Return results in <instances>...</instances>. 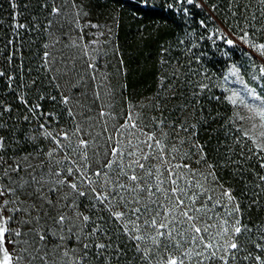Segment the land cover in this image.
Masks as SVG:
<instances>
[{"label":"trees","instance_id":"16d2710c","mask_svg":"<svg viewBox=\"0 0 264 264\" xmlns=\"http://www.w3.org/2000/svg\"><path fill=\"white\" fill-rule=\"evenodd\" d=\"M75 3L79 16L66 0H0V137L4 139V147L0 149V176H3L0 184L14 187L30 182L32 174L52 179L48 176L53 167L51 161H64L56 166L59 170L71 164L66 156L82 167L84 162L79 160L82 153H73L67 147L57 149L51 158L47 156L56 145L45 138L40 125L44 124L53 135L67 131L73 148L81 138L89 142L87 174L95 182L96 193H109L110 198L101 203L87 184L76 181L81 191L88 192L86 197L78 198V211L89 216L91 222L83 233H66L62 242L50 236L49 248L66 245L73 264L81 256L84 259L79 264H157L169 254L183 258L185 264H225L221 256L226 264H261L264 151L246 130L244 104L239 103V95L233 94L247 87L264 96V75L260 72L264 62L251 51L255 49L261 54L252 45L264 44V4L259 0H195L193 4L184 0H147V4L145 0H75ZM53 8H59L60 12L54 13ZM245 33L247 42L241 39ZM226 39L233 40V44H227ZM63 96L70 97L68 105L63 103ZM229 97L238 102L232 104ZM69 109L73 116L69 115ZM101 111L107 115L101 116ZM77 125L81 131L73 135ZM148 134H155L161 141L162 153L159 148L150 149L143 143ZM57 138L67 145L68 141ZM117 144L125 153L122 157L110 153V148ZM129 152L136 155L129 156ZM144 155L149 158L143 159ZM137 159L144 164L143 169L135 164L128 167ZM108 160L117 163L104 169L102 165ZM17 164L20 170L11 171ZM121 167L128 176L135 174L141 178L137 183L143 186V191L112 187L117 184L135 187L120 173ZM5 169H9L7 175ZM96 170L107 172V177L92 175ZM106 179L111 184H105ZM197 184L202 188L196 187ZM35 187L29 183L23 190L17 188L16 196L25 202L19 206L36 204L37 210L30 209L32 216H43L46 211L55 215L35 195L24 194L33 192ZM173 187L187 193L177 194L185 205L176 207V197L169 191ZM226 190L234 197L231 203L221 195ZM66 193H71V189L65 186L48 196L63 207L72 202L71 197L67 201L59 199ZM193 193L198 196L194 205L188 199ZM14 198L6 193L0 200ZM236 205L239 212L234 211ZM16 206L9 203L7 208ZM145 206L150 211L144 212ZM185 206L192 209L189 215L200 217L193 223L208 227V232L201 233L203 241L192 239L196 233L181 214ZM133 207L141 208L139 220L130 212ZM196 208L203 210L196 212ZM64 211L73 215L66 208ZM157 211L160 213L157 221L168 224L167 229L160 231H173L175 236V240L162 237L159 246L151 240L156 229L144 223L151 221ZM5 212V216H14L8 224L10 229L28 230L18 223L27 218L26 213ZM115 212L126 215L117 219L112 215ZM130 220L136 222L139 231H124ZM236 220L246 230L234 236L232 226ZM46 223L50 225L52 221ZM97 226L102 231L87 237ZM128 227L131 229L132 224L128 223ZM223 227L228 228L227 234H222ZM140 235L145 239L131 238ZM233 240L239 248L225 252L224 247ZM83 243L90 247L83 249ZM208 243L214 247L206 250ZM7 244L12 250L14 246ZM97 244L109 247L98 249ZM22 247L15 245L17 253ZM146 249L151 250L150 260L142 258ZM64 251L62 246L49 258V264L52 260L63 264L68 259L63 257ZM212 252L215 258L208 259ZM34 264L43 261L37 259Z\"/></svg>","mask_w":264,"mask_h":264},{"label":"snow or ice","instance_id":"6c2138e0","mask_svg":"<svg viewBox=\"0 0 264 264\" xmlns=\"http://www.w3.org/2000/svg\"><path fill=\"white\" fill-rule=\"evenodd\" d=\"M70 2L73 6V8H76V15H80L79 7L76 5L75 0H66V3ZM187 4H193L195 0H184ZM145 3L147 4V0H145ZM259 3L264 4V0H259ZM169 7H172L169 5ZM184 11H187V9H184ZM54 13H59L60 9L59 8H53ZM86 15V13H85ZM88 26V25H86ZM91 27H99L98 25H90ZM224 38V37H222ZM241 39H244L245 42H247V33ZM226 43L229 45L233 44V40L231 39H226ZM253 47L257 48L262 55H264V44L261 45H252ZM47 56V53H45ZM89 67L94 68V65H89ZM260 72L262 75H264V67L260 68ZM206 87V86H205ZM244 93L247 96L252 97L253 100L256 101H264V96H260L258 93H256L255 89H248L247 87L244 88ZM234 96H238L239 93H234ZM54 99V98H53ZM229 100L232 104H236L238 101L236 99H233L232 97H229ZM62 101L65 105L69 104L70 97L69 96H63ZM240 104H245L244 99L241 97L239 99ZM246 107H248L249 111L253 113L255 117H258L260 119L261 127H264V106L262 105H247L245 104ZM39 108V105L36 106ZM69 115L73 116V112L71 109L68 110ZM43 115V114H42ZM48 116H51V113L47 114ZM101 116L107 115V113L101 111L100 113ZM130 123V121H129ZM163 123V122H161ZM121 127H124L122 125ZM132 128H135L136 125L134 123L131 124ZM255 127V125H253ZM40 128L43 130V135L45 138H50L53 143L56 145L55 148H53L51 151L47 153L48 157H52L53 154L57 151V149H63L67 147L71 152L73 153H82L79 155V160L83 161V166H77V162L75 160H71V156H66L65 159L70 160L71 164L66 167H60L59 170H56V166L62 165L64 161L62 160H53L51 161L53 167L49 169L48 176L53 177L52 179H46L43 175L37 176L36 174H32L31 176V181H24L21 184H18L14 187H8L3 184H0V197L4 196L6 193L11 194L13 197H15L13 200H3L0 201V264H34V262L39 259L43 261V264H49V258L55 255V253L63 246L65 247V251L63 252V257L68 258L63 261V264H73V261L71 258H69V253L67 250L66 245L63 244H56L53 248H49V237L50 236H55L59 241H64L66 238V233L68 235H73L75 234V231H79L80 233L84 232V229L86 228L87 224L91 222V218L89 216L84 215L83 213L78 211L79 205L77 203V200L79 197H86L88 195V192L81 191L78 183L76 181H79L82 184H87L90 188V191L92 193H96V188L93 186L94 181L88 176L87 170L90 167V165L87 164L88 160V155H87V148L89 147V142L83 138L79 139L78 143L76 146L73 148L72 143H71V138L70 135L67 131H59L56 135H53L52 132H49L45 129V125L41 124ZM81 131V128L79 125L76 127V132L73 133V135L78 134ZM247 135V133H245ZM264 136V133L261 134ZM57 137H61L64 141H68L67 145L61 143V139H58ZM111 140L112 137H109ZM154 142V143H153ZM122 143V142H120ZM131 141H129V144ZM147 145L148 148H159L161 153L164 151V147L161 144V141L159 139H156L155 134H148L147 139L143 142ZM261 151H264V143H260L256 145ZM4 147V139L3 137H0V149H3ZM175 151H179L178 149H174ZM110 153L114 157H122L125 153L123 152L122 148L117 144V146H113L110 148ZM129 156H135V152H129L127 153ZM149 157L147 155L143 156V159H148ZM163 163H167L166 160L162 161ZM117 163L115 160H108L106 161L102 167L104 169H111L113 164ZM135 164L136 167L143 169L144 164L140 162V160H133L131 164L128 165V167H132V165ZM264 167V164L261 165ZM20 165L17 164L14 168H11V171L18 172L20 170ZM33 167V166H29ZM179 167V166H177ZM185 168H187V165H184ZM9 169L4 170V175L8 174ZM35 171V170H33ZM64 173H67V175H63ZM120 173L124 176H127V178L132 181L135 184V187H131L128 185H123V184H117L113 185L112 187L114 189H124L129 192H136L137 189L143 191V186L140 183H137L141 178L138 177L135 174H132L131 176H128V173L124 171V169L121 167L120 168ZM172 173H170L171 175ZM63 178H60L62 177ZM92 175L96 177H101L102 175L107 177V172L102 173L100 170H96L95 172L92 173ZM151 175V173H149ZM69 177H73V179H69ZM0 179H3V176H0ZM10 179V177H9ZM262 180H264V177H261ZM173 184L176 183V180L171 181ZM33 184L36 185V187L33 189V192L28 193L25 192L24 194L26 196H32L35 195L39 200H41L43 203H46L49 205L50 209L54 211L56 214L55 215H49L48 212L46 211L43 216L41 215H36L32 216L31 215V210H37V205L32 204L31 206H25V207H20V204H24L25 202L20 201L19 197L16 196V191L17 188L23 190L25 185L27 184ZM105 184H111L110 180H105ZM49 185H51L49 187ZM68 187L71 189V193H66L63 196L59 197L60 200L67 201L71 197V203L65 204L63 207H61L58 204H54L53 201L49 198L48 193H53L57 192L59 189H62L63 187ZM196 187L202 188V185L197 184ZM45 188H47V192H45ZM157 191H160L159 188H157ZM173 195L176 197V207H180L181 205H185V200L180 197V195H177L178 193H185L184 189L179 188V187H173L169 190ZM204 193H206V190H204ZM202 193V194H204ZM116 194H119L118 192ZM154 195V193H152ZM223 197H226L227 200L231 203L234 201V197L231 195L230 190H226L221 194ZM95 198L99 200L101 203H103L105 200H108L110 198L109 193L101 192V193H96ZM188 199L191 201V203L194 205L197 202L198 196L193 193L191 196H188ZM209 200L212 199L211 196L208 197ZM120 200L124 201V197L120 196ZM9 203H12L14 205H17L16 207H13L11 209H8L7 206ZM43 203L40 205V208H43ZM137 203H139V200H137ZM217 203H220L219 200H217ZM127 207V205H125ZM68 209V211H71L73 215H68L67 211H64V209ZM5 210L10 211L13 214L16 213H26L27 218L21 219L18 223L21 228L27 226V231H21L19 228L18 229H10L8 227V224L13 221L14 216L9 215L5 216L4 212ZM202 208H196V212L202 211ZM144 212L150 211V209L145 206L144 207ZM166 211H171V210H166ZM192 211V209L188 208L185 206V210L182 211V215L184 217H187V221L191 225V231L196 233L195 236L192 237L193 240L199 239L200 241L204 240V236L201 235V233H206L208 232V227L201 228L197 226L196 223H193V221L200 219V217H194L192 215H189V212ZM235 212H239V205H236ZM130 212L133 216H135L136 220L140 219L141 213V208L139 207H133L130 209ZM117 219H123V217L126 215L125 212H115L112 213ZM160 213L157 211L155 213V216L151 219V221L145 220L144 223L146 225H149L150 227L156 229V236L151 237L153 245L159 246L161 244V238L162 237H167L170 240H175V236L173 235V231H160V229H167L168 224L163 222V221H157L156 216H159ZM175 219V217H174ZM45 221V223H41V221ZM48 220H51L52 223L49 225L46 222ZM128 223L132 224V228L129 229ZM128 223L124 225V231L125 232H130V231H139V226L136 224L135 221L130 220ZM224 224H227V221L223 222ZM239 220H236L234 225L232 226V233L233 235H237L241 233L242 230H246L242 228L239 225ZM66 230V231H65ZM102 231V228L100 226H97L92 230V232L87 233V237H91L95 235L96 232ZM228 228L223 227L222 234H227L228 233ZM15 236L17 239L13 240L12 237ZM21 237H25L24 239H20ZM84 237V238H87ZM78 241H82L81 236L76 237ZM132 239H135L137 241H142L145 239L143 235L140 236H132ZM7 239V242L9 244H12L14 247L12 250H9L7 245L5 244V240ZM179 242L177 241V244ZM20 244L24 245L17 253L15 245ZM83 249H88L90 247L89 244L83 243L82 244ZM96 247L98 249H105L109 247V245L105 244H97ZM165 250H167V245L164 246ZM214 247L213 243H208L205 245V249H211ZM257 247H260V245H257ZM239 245L233 240L232 242L228 243L226 247H224L225 252H229L232 249H238ZM139 250V247H138ZM86 255V253H85ZM197 255H201L200 253H197ZM151 256V250L146 249L145 250V255L142 257L145 260H150ZM208 259H213L215 258V252H212ZM84 259L83 256L79 257V260L75 262V264H79V261H82ZM220 259L222 261L226 260L224 256H221ZM256 259L259 261L260 257H256ZM51 264H57L55 260L51 261ZM157 264H185V261L183 258L169 254L167 256V259H162L161 261H158ZM261 264H264V261H261Z\"/></svg>","mask_w":264,"mask_h":264},{"label":"rangeland","instance_id":"374dc122","mask_svg":"<svg viewBox=\"0 0 264 264\" xmlns=\"http://www.w3.org/2000/svg\"><path fill=\"white\" fill-rule=\"evenodd\" d=\"M232 35V34H231ZM252 53L261 59L264 62V57L255 49H251ZM239 93L240 98L242 97L245 100V104L247 105H262L264 106V101H256L253 100L252 97L245 95L244 89L242 88V91L237 92ZM243 105V108L245 110V126L246 130L254 137L256 142L258 144L264 143V136L261 134L264 133V127H261V121L258 117H255L252 112L249 111L248 107ZM255 125V127H253ZM3 201V200H0ZM6 212H4L5 215ZM5 244L9 248V245L7 244V239L5 240ZM10 250V248H9Z\"/></svg>","mask_w":264,"mask_h":264}]
</instances>
